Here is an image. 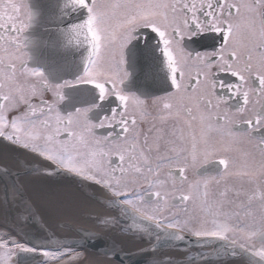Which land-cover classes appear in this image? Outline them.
<instances>
[{
  "label": "snow or ice",
  "instance_id": "snow-or-ice-1",
  "mask_svg": "<svg viewBox=\"0 0 264 264\" xmlns=\"http://www.w3.org/2000/svg\"><path fill=\"white\" fill-rule=\"evenodd\" d=\"M65 7L87 13L63 37L70 45L73 37L83 36L89 54L75 80L52 84L25 65L27 44L20 34L33 14L23 0L0 3V140L32 154L39 183L62 173L101 193L112 215L96 222L126 221L133 237L142 242L147 237L148 246L133 253L144 258L143 264H174L163 250L186 234L201 246L219 242L218 252L264 264V137L257 144L259 158L247 153L240 161L231 155L236 133L227 127L241 117L249 136L264 130V0H67ZM242 28L247 46L241 43ZM144 30L154 34L170 84L151 104L124 89L133 75L130 62L139 63L137 43L148 39ZM209 39L211 46L202 44ZM106 49L114 50L111 58L103 55ZM65 89L84 91L88 99L62 114L58 106ZM221 105L223 113L213 114ZM151 108L159 109L153 119L161 125L173 122L170 130L141 132ZM213 131L219 140L209 135ZM213 156L219 157V178L196 171L199 178L189 179L190 168ZM164 169L171 189L161 179ZM15 175L10 184L0 180V264H18L21 256L38 258V264H77L79 250L96 234L83 227L61 234L53 221L80 216V200L62 186L33 193ZM226 180L240 185L246 198L242 212L227 209L212 194L210 186ZM181 205L183 218L168 213ZM26 235L39 243L30 244ZM110 255L119 252L113 247Z\"/></svg>",
  "mask_w": 264,
  "mask_h": 264
},
{
  "label": "water",
  "instance_id": "water-1",
  "mask_svg": "<svg viewBox=\"0 0 264 264\" xmlns=\"http://www.w3.org/2000/svg\"><path fill=\"white\" fill-rule=\"evenodd\" d=\"M28 4L30 12L33 14L34 18L30 23L26 42L28 45V51L31 54L30 58L35 62L34 65L37 64L43 66V71L54 78L76 77L82 74L83 63L86 62L89 52L88 49H83L79 44L81 43L83 45L84 43L85 46H88V42L84 40L83 36L78 38L73 37L72 43L69 45L66 39L63 37V33L66 31L69 25L81 23L84 19H86L87 13L84 10L73 11L67 9L65 7L66 1L62 0H28ZM143 56L145 57V55ZM143 60L146 61L147 59ZM139 66L141 68L140 73H138V75L133 74L132 78H139L142 81V78L152 76L149 68H154L152 71L156 74V65L150 66L141 63ZM5 173H7V175ZM16 173L20 174V180L22 173L16 171L14 172L13 170L7 169L5 166L0 164V180H2V182L10 184L16 179ZM56 176L66 175L61 173L57 174ZM9 177H11V179ZM69 178L75 179L73 177ZM75 180L81 183V180ZM82 186H84L83 183ZM0 187L2 189V183H0ZM83 191L88 192L86 189ZM96 201L102 203L105 206L107 204V201L105 200L96 199ZM110 216L111 215H106V217L103 218H110ZM94 220L95 223H97L96 217H94ZM97 224L103 230L112 227L111 225H105L103 223ZM115 226H117V229H115V234L120 236V238L132 236L128 231L126 221H121ZM69 227L76 228L83 226L82 224L80 226H76L66 222L60 223L58 225L60 231H66L65 234H67ZM86 229L92 233H95L97 238L94 240H89L86 247L83 249L97 251L119 264H143L144 258L133 253H135L139 248L148 246L149 241L147 237H145L143 242L138 237H133L130 239L131 243L133 241V243L140 242V244L138 243L140 245L138 249L130 250L129 248L124 249L117 239L114 240V236H100L96 231H92L88 228ZM30 234L34 233L30 232ZM25 238L30 244H33L34 246L39 243V241L35 240L31 235H26ZM100 239L102 241L100 243L102 244L101 247L93 246L95 241L97 242ZM127 243H129V241H127ZM113 247H115L119 252V255L115 258L110 255L111 249ZM121 248H123V251H120ZM219 248V242H213V244H204L201 246L194 237L186 234L185 240L175 242L174 245H166L163 251L166 255L168 254L167 251H177L179 255L184 256L181 258L169 257L172 259L174 264H204L207 262L212 264H220L228 258H237L239 261L243 262V264H248L247 257L241 255L233 256L229 255L227 252H218L217 250ZM204 256H207L208 259H205ZM36 262H38V258L23 256L18 257V264H34Z\"/></svg>",
  "mask_w": 264,
  "mask_h": 264
},
{
  "label": "flooded vegetation",
  "instance_id": "flooded-vegetation-1",
  "mask_svg": "<svg viewBox=\"0 0 264 264\" xmlns=\"http://www.w3.org/2000/svg\"><path fill=\"white\" fill-rule=\"evenodd\" d=\"M65 1V0H64ZM141 2H147V0H139ZM7 0H0V3H6ZM23 2L27 5V10L29 11V6L27 0H23ZM154 2H174V0H154ZM245 2H253V0H245ZM29 30V26L26 29L25 33L20 34V38L26 42L27 39V32ZM144 35L148 37V39L144 42H138L136 46V51L138 53L139 49L144 48L147 51V63L149 65H161V68H156V74L152 77L142 78V81L137 78V83L134 87H131L128 85V82H126L124 89L126 92L134 93L142 98L148 99L147 102L149 104L152 103V100L156 97L163 96L167 91L170 90V84L167 80V73L163 66V59L160 56L157 48H156V41L154 39V34H151L150 32H147V30H144ZM218 44L219 41H216ZM241 43L244 46H247L249 44V40L247 37V33L245 29H241ZM203 45L211 46L213 44V41L211 39L203 41ZM88 47V46H87ZM197 47H200V45H197ZM25 56V65L28 71H31L32 69L41 71L45 78L52 84L63 82L64 80H75V78H51L46 75V73L43 71V69L39 66H33L29 62V53L27 47L23 49ZM260 49H257L256 52L258 53ZM114 53V50H104L103 55L105 57L111 58L112 54ZM156 55V57H155ZM158 57V58H157ZM135 65H139V63H136ZM0 67H3V65H0ZM17 69H20V63L17 61L16 63ZM152 68L151 70H153ZM131 72V70H129ZM135 72H137L136 69H134ZM18 76H21V72H17ZM35 79V78H31ZM231 80H234V78H229ZM145 89L146 94H144L143 91L139 92L140 90ZM139 90V91H138ZM65 96L66 99L63 101L58 107L59 110L62 112V114H66L67 112H70L73 110V106H81L80 101L88 99V93L84 91H78L75 89H65ZM51 94L47 93L46 97L47 99H50ZM35 103L39 102V99L36 98L34 100ZM192 107V105H189ZM202 107V105H201ZM225 109V105H221L220 108L213 109L212 112L215 114V112L219 111L220 113H223ZM159 111L158 108H151L149 109L150 115L148 118L142 122L140 130L142 133H147L149 135H155L157 128H164L166 131L170 130L172 127L173 122H168L165 125H161L158 120L153 119V116L156 115V113ZM230 113H234V109H229ZM193 115H197L195 107H193ZM215 118V117H213ZM241 117H236L232 123L228 124L227 127L231 128L234 133H236V142L234 144V147L236 151L232 152L231 155H233L237 160L243 161L245 159V156L247 153H254L257 158H259V152L257 151V144L260 142L261 138L264 137V130H261L260 132H256L249 136L247 134V126L242 122ZM155 125V128L153 127ZM149 129H152V132H149ZM98 133H103L104 130H97ZM209 135L216 140L220 139V136L216 132H209ZM227 140V137L224 138ZM141 142H143V138L141 137ZM0 147L8 150V152L12 155L14 159H17L20 162H24L22 169V175L20 181L23 182L25 185L30 187L29 189L31 192H35V188L41 189L38 186L45 187V183L41 184L37 181V177L35 172L33 171L34 168H38L39 164L37 161L32 160L31 153H27L25 150L13 145L11 142L0 140ZM219 159L217 156L210 157L207 161L200 160L198 162V166L196 169H189L187 172V175L189 179H197L199 177L195 176V172L199 171L203 175L208 176H216L219 178V172L222 171L221 166H219L216 161ZM168 169L163 170V174L161 176V179L168 180L169 182V188L171 189L172 185V179L167 176ZM50 184H54L55 186H65L68 189L72 191L80 192L86 199V201L95 208L93 212H86L85 215H112L111 211L107 209V207H101L103 205L102 203L96 201V199L105 200L103 195L101 193H98L94 191L92 188L88 186V182H84L81 180V183L79 181H76L75 179H70L66 176H54L51 178V180L47 181ZM46 182V183H47ZM54 182V183H52ZM231 182V183H230ZM82 183L84 186H82ZM230 183L231 187H236V184L231 180L221 181L219 185H216L215 183L212 184L210 187L215 188L219 187L222 184ZM237 186L240 187V185L237 184ZM177 188L181 187L179 184L176 185ZM34 188V190H33ZM86 189L88 192H84L83 190ZM33 190V191H32ZM83 197V198H84ZM106 201V200H105ZM97 207V208H96ZM184 206L181 205L180 208H170L168 209V213L172 215H184L181 209H183Z\"/></svg>",
  "mask_w": 264,
  "mask_h": 264
},
{
  "label": "bare ground",
  "instance_id": "bare-ground-1",
  "mask_svg": "<svg viewBox=\"0 0 264 264\" xmlns=\"http://www.w3.org/2000/svg\"><path fill=\"white\" fill-rule=\"evenodd\" d=\"M0 164L5 166L7 169L13 170L14 172L16 171V172L22 173V169L24 168V167H22L24 162H20L17 159H14L12 157V155L8 152V150L1 148V147H0ZM52 183H54V182H52ZM45 185L46 186H55L54 184H50L49 182L45 183ZM62 187H65V186H62ZM44 188L45 187H42L40 190H43ZM40 190L37 189V190H35V192L33 191V193H39ZM70 191L73 192L77 196V198L80 200V202L83 205L84 211L82 212V214L80 216H78V217H81V216L83 217L82 219L84 221V224H82V226L85 228H88L92 231H96L97 234L100 236H103V235L113 236L115 234V229H117V226H112V227H109V229L103 230L97 223H95L94 217L103 218V217H106V215H89V216L85 215L86 212H91V211L93 212V210H95V208L93 206H91L90 204H87V203H89V201L86 202L85 197L80 192L72 191V190H70ZM88 194H89V192H88ZM2 199H3L2 189L0 187V203L2 202ZM77 220H78L77 217L74 219L56 220V221H53V228L56 231L60 232L61 234H65L66 231H60L58 228V225L60 223L66 222V223L74 224L76 226H80L81 224ZM132 238H133V236H130L128 238L122 237L119 239V242L124 249H127V248H129L130 250L138 249L140 246L139 245L140 242H138L139 244L133 243L134 241L131 243L130 239H132ZM114 240H116V238ZM117 241H118V239H117ZM127 241H129L130 243H127ZM101 242H102L101 239L98 240L97 242L95 241L93 246L101 247V245H102V244H100ZM79 251L81 254H80V257L78 258L77 264H119V263L111 260L109 257L105 256L104 254H101L97 251L87 250V249H80ZM167 252H168L167 257H171V258L184 257V256L179 255V253L177 251H167ZM242 263L243 262L239 261L237 258H228V259H225L223 261V263L221 262L220 264H242ZM34 264H38V262H36ZM204 264H212V263L207 262Z\"/></svg>",
  "mask_w": 264,
  "mask_h": 264
},
{
  "label": "rangeland",
  "instance_id": "rangeland-1",
  "mask_svg": "<svg viewBox=\"0 0 264 264\" xmlns=\"http://www.w3.org/2000/svg\"><path fill=\"white\" fill-rule=\"evenodd\" d=\"M104 2L105 3H112V4H123V3L129 2V0H104ZM139 2H141V1H139ZM230 183H225V184H222L219 187H215V188L210 187L211 192L215 196V198L225 201V206L227 209H229L231 211L242 212L243 209L240 207V204L242 201H245L246 198L244 197V195L241 191V188L239 186H237V184H236V187H231ZM38 187L42 188V186H38ZM28 188L31 189L30 187H28ZM35 189L37 190V188H35ZM33 190H34V188H33ZM85 201H86V199H85ZM189 211H191V208H189ZM179 216L181 218H183V215H179ZM82 218H83L82 216L77 217V219H78L77 221H79L80 224H84V221ZM113 236L116 239H118V241H119L120 236H117V234H115Z\"/></svg>",
  "mask_w": 264,
  "mask_h": 264
}]
</instances>
